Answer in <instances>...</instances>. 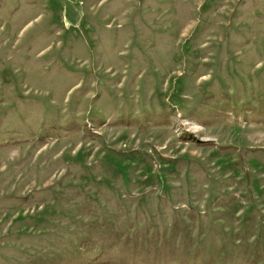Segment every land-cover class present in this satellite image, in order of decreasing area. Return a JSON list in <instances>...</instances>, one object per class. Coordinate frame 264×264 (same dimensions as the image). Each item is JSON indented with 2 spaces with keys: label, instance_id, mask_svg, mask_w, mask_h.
<instances>
[{
  "label": "rangeland",
  "instance_id": "1",
  "mask_svg": "<svg viewBox=\"0 0 264 264\" xmlns=\"http://www.w3.org/2000/svg\"><path fill=\"white\" fill-rule=\"evenodd\" d=\"M0 264H264V0H0Z\"/></svg>",
  "mask_w": 264,
  "mask_h": 264
}]
</instances>
